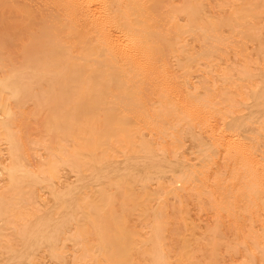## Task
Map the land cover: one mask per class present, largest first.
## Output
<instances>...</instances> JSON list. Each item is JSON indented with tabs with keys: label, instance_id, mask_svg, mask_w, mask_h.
<instances>
[{
	"label": "bare ground",
	"instance_id": "1",
	"mask_svg": "<svg viewBox=\"0 0 264 264\" xmlns=\"http://www.w3.org/2000/svg\"><path fill=\"white\" fill-rule=\"evenodd\" d=\"M163 3L0 0V264H211L225 227L264 264L262 3ZM31 103L55 132L36 173ZM32 185L47 195L33 210ZM208 211L216 225H196Z\"/></svg>",
	"mask_w": 264,
	"mask_h": 264
},
{
	"label": "rangeland",
	"instance_id": "2",
	"mask_svg": "<svg viewBox=\"0 0 264 264\" xmlns=\"http://www.w3.org/2000/svg\"><path fill=\"white\" fill-rule=\"evenodd\" d=\"M241 1V0H240ZM262 3L261 10H263V19L264 22V0H252ZM184 4V0H164L163 5L165 7H174L176 9L182 7ZM222 9L221 5L214 6V14L216 16H220V10ZM12 53L14 58L17 59L20 56V46H11ZM237 63H234L232 68L236 66ZM49 113V109L46 107H39L38 109L35 108L33 103L26 105V110L24 111L23 117L25 121L23 122L24 130L26 132V136L29 141L33 142V146L36 149L35 152H32L30 157L26 160V165L28 169L32 170L33 172H40V168L38 166L39 162L43 159L44 155L46 154V147L45 145L50 144L55 139V132L53 130H47L44 128L43 124L47 119V115ZM219 125V130L222 128V119L219 118L217 120ZM18 127V126H17ZM8 144L5 140L0 142V191L4 188L5 182L7 180L6 175V166L10 162V157L8 153ZM25 167V164L22 168ZM34 185V184H33ZM33 185L29 186L25 194V198L22 199L20 205L24 208L28 209H35L39 204L38 199H44L47 195L44 190L40 191V198H37V193L33 190ZM195 224L198 226L201 225H209L210 227H214L216 225V217L213 211L208 212H200L195 220ZM2 224V223H1ZM143 232H148V228L141 226ZM242 234H236L231 231L230 228L225 227L223 231V244L219 250L217 259L212 262L211 264H243L244 262V254L240 251L232 252L230 250L231 244H233L234 240L239 239ZM90 240L94 241L95 237L90 236ZM230 244V245H228ZM226 248H229V251H226ZM71 254V253H69ZM134 262L142 260L141 256L136 253L134 257ZM183 259L179 256L178 250H173L169 256V264H183ZM46 264H60L59 262L53 260L52 258L46 259ZM63 264H95L92 256L89 253H86L80 256L77 263H74L73 256L71 255Z\"/></svg>",
	"mask_w": 264,
	"mask_h": 264
}]
</instances>
